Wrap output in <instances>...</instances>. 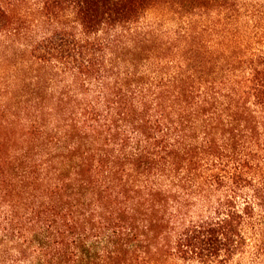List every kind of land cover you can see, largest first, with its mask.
<instances>
[{"label": "trees", "instance_id": "obj_1", "mask_svg": "<svg viewBox=\"0 0 264 264\" xmlns=\"http://www.w3.org/2000/svg\"><path fill=\"white\" fill-rule=\"evenodd\" d=\"M33 21L77 102L0 104V264H264V0H0Z\"/></svg>", "mask_w": 264, "mask_h": 264}, {"label": "rangeland", "instance_id": "obj_2", "mask_svg": "<svg viewBox=\"0 0 264 264\" xmlns=\"http://www.w3.org/2000/svg\"><path fill=\"white\" fill-rule=\"evenodd\" d=\"M39 32L37 23L33 21L21 33L0 37V104L9 101L13 105L10 119L43 118L48 105L58 104L62 99H65L62 103L67 104L77 102L67 93L71 80H63L64 77L56 69L34 62L31 58V43ZM43 109L46 110L44 113ZM5 255L6 264H13L9 261L11 251Z\"/></svg>", "mask_w": 264, "mask_h": 264}]
</instances>
